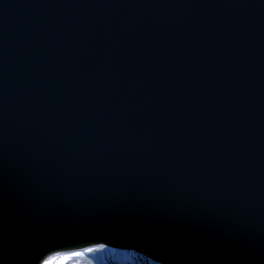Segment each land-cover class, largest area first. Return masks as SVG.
I'll return each mask as SVG.
<instances>
[{
	"label": "water",
	"instance_id": "obj_1",
	"mask_svg": "<svg viewBox=\"0 0 264 264\" xmlns=\"http://www.w3.org/2000/svg\"><path fill=\"white\" fill-rule=\"evenodd\" d=\"M98 244L264 264V0H0V264Z\"/></svg>",
	"mask_w": 264,
	"mask_h": 264
},
{
	"label": "rangeland",
	"instance_id": "obj_2",
	"mask_svg": "<svg viewBox=\"0 0 264 264\" xmlns=\"http://www.w3.org/2000/svg\"><path fill=\"white\" fill-rule=\"evenodd\" d=\"M87 249H96L97 251L89 252V251H87ZM110 249H113V248L111 246H108L105 244H98V245L91 246V247H88V248L83 249V250H78V251H74V252H70V253H63V254H58V255L52 256L48 259V261L52 260L53 258H56L55 264H60V258L71 257L70 259L64 260L63 264H94L93 263V256L97 255L94 258L95 264H102V262H100V260H103L104 264H107V263L109 264V262L106 259V256H104V255L106 253L107 254L112 253L110 251ZM102 250H106V253H105V251L100 253V251H102ZM73 253H82L83 255H72ZM102 257H103V259H102Z\"/></svg>",
	"mask_w": 264,
	"mask_h": 264
},
{
	"label": "bare ground",
	"instance_id": "obj_3",
	"mask_svg": "<svg viewBox=\"0 0 264 264\" xmlns=\"http://www.w3.org/2000/svg\"><path fill=\"white\" fill-rule=\"evenodd\" d=\"M95 251H97L96 249H94V252ZM103 251H105V253H106V250H102V251H100V253H102ZM110 251L112 252L113 250L112 249H110ZM130 250H128V249H126L125 250V254H127V255H129L130 254ZM104 253V254H105ZM113 253V252H112ZM112 253H106L104 256H108V255H112ZM97 255H95V256H93V263L95 264V262H94V258L96 257ZM50 258V257H49ZM49 258H47L42 264H45V262L46 261H48V259ZM102 259H103V257H102ZM110 259H111V261H112V263L113 264H121L120 262H119V260H114L113 259V257H110ZM96 261V260H95ZM108 261V260H107ZM115 261V262H114ZM100 262H102L103 263V260H100ZM109 262V261H108ZM142 262V263H141ZM110 263V262H109ZM153 264V263H151V262H149V261H147L146 259H144L143 257H140V256H138V255H133V258H132V264Z\"/></svg>",
	"mask_w": 264,
	"mask_h": 264
},
{
	"label": "snow or ice",
	"instance_id": "obj_4",
	"mask_svg": "<svg viewBox=\"0 0 264 264\" xmlns=\"http://www.w3.org/2000/svg\"><path fill=\"white\" fill-rule=\"evenodd\" d=\"M87 251L91 252L94 251V249H87ZM72 255H83L82 253H73ZM71 257H62L60 258V264H63L64 260L70 259ZM56 258H53L52 260L46 261L45 264H55Z\"/></svg>",
	"mask_w": 264,
	"mask_h": 264
}]
</instances>
